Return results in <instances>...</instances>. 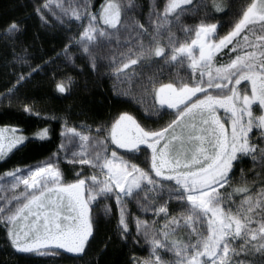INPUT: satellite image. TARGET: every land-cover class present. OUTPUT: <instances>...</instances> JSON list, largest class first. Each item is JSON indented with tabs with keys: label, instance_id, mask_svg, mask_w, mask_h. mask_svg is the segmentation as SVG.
Masks as SVG:
<instances>
[{
	"label": "snow or ice",
	"instance_id": "snow-or-ice-1",
	"mask_svg": "<svg viewBox=\"0 0 264 264\" xmlns=\"http://www.w3.org/2000/svg\"><path fill=\"white\" fill-rule=\"evenodd\" d=\"M193 0H168L163 19L167 20L170 14L185 11L182 5H191ZM131 5V0H129ZM49 4H45L48 7ZM73 15L79 19L78 13ZM178 15V13H177ZM103 24L111 29L119 31L121 26V7L116 0H106V4L100 14ZM260 22L261 32H264V0H253V2L243 11L242 18L235 24L234 29L218 42L214 39L217 29L216 24H200L195 29V38L190 43L185 42L178 47L173 40L169 39L172 45V54L167 58L165 48L156 47L155 57L165 59L166 64L181 63L187 59L188 67L195 74L199 70L200 82L191 86L189 83H182L181 86H174L173 83L162 85L156 90L158 102L163 106L177 110V117L160 131H147L142 128L136 120L127 114H122L111 126L110 130L98 129L106 132L102 140L92 141V138L76 132L75 129L69 130L73 136L79 137L81 141V151L73 153L79 156V163L89 164L93 168L100 169V174L105 179L100 180L96 175L91 176V184L86 179H78L75 183L60 185L61 173L54 168L51 163L29 170L27 176L18 175L21 170L9 172L7 175L16 182L12 185L22 183L26 189L36 190L37 188L53 191L49 187V180L54 185H60L55 190L67 194V205H58L53 201L45 202L44 191L39 195H31L27 203H23L15 212L7 216L9 224H15L19 219L29 221L17 232L9 230L12 244L18 251L33 252L48 245L66 249L68 252L82 253L85 244L92 235V222L89 217V205L102 196L115 194L117 203L120 204L125 197H132L138 191H143L145 186H151L148 190L162 194L166 185L162 181H175L177 187H168L169 197H175L181 203L186 201L187 207L181 217H171L165 224V231L158 232L164 239L152 238V256L155 257L156 264H165L162 257L157 255L161 248L174 252L177 258L176 264H232L231 256L236 254L231 241L237 238L244 243L241 250H245L257 237L264 241V214L257 229L250 227L254 222L256 210L260 209L264 213V202L253 203L251 197L246 198L240 208L235 212L231 208H224L223 197L218 188H223L227 182L229 170L239 154L254 153L256 149L249 144V133L253 128L264 129V115L259 117L253 114V105L258 104L264 109V51L259 52L257 62V51H245L243 55H237L230 63L215 68L213 73L212 65L214 54L233 43L234 38L238 37L247 26ZM157 32L160 28V20H157ZM143 28V25L139 26ZM19 31L16 22H12L5 35H12ZM192 32V29H185ZM97 35L110 38L107 30L97 26V17L92 15L89 26L85 28L81 36L84 52H89L90 46L96 41ZM250 48L264 49V35L257 36L259 44H253L244 37ZM141 55L131 58L134 53L129 51V62L124 63L121 68H117V74L136 65L143 56V45ZM233 51H236L233 48ZM21 63L24 57L19 58ZM93 67L95 62L93 60ZM35 71V69L33 70ZM207 75L208 80L204 82L203 77ZM25 77L22 74L20 79ZM247 81L251 85L250 92L246 88H239L242 82ZM57 90L65 92V86L56 85ZM214 89L217 94H211L208 90ZM197 93H204L203 98L192 101ZM183 105L181 108L180 106ZM217 107L223 108L230 113L231 117V136L229 137L225 126L216 115ZM30 111V109H25ZM199 113L200 124L199 132L196 134V125H192V132L188 134L189 142L199 141V146L194 149L176 150L175 146L166 140V134L173 129L180 121L190 114L195 118ZM247 117V119H245ZM13 135L5 144L4 130H0V157L6 155L13 148L24 142L23 137L15 135V129L11 130ZM45 132L40 134L43 138ZM110 136L111 143L118 148L127 149L129 152L139 151L140 145L147 144L152 150L151 169L156 177L162 178L155 180L147 171L141 169L137 164L129 159H124L112 151L111 157L107 155L106 140ZM209 137L211 139H209ZM181 140L180 137L173 135L172 141ZM164 141L162 144L161 142ZM91 146L96 149V155L89 158L86 147ZM209 144L210 150L204 147ZM183 145V140H181ZM107 169L105 173L104 170ZM165 171L174 173L166 175ZM146 182V185H145ZM240 192H247V189H238ZM16 199H19L18 197ZM63 197L60 200L63 201ZM149 199V197H145ZM155 199L154 197L152 198ZM37 211H32V206ZM247 205V207H245ZM148 209L145 208V211ZM5 210L0 208V213ZM68 214H64V212ZM159 215L164 213L167 217L166 206L154 209ZM74 213V214H73ZM183 220V224H181ZM121 225L127 232V224L124 219V211L121 209ZM142 222L138 221L137 227L140 228ZM190 227L192 233L197 236L195 243L188 242L181 244L173 241L168 243V237L175 234L179 227ZM206 227V231H205ZM199 228V230H198ZM23 232L24 243L20 233ZM250 235V239L248 238ZM257 250H264V243L255 245ZM146 264H152L149 260ZM244 264V262H239Z\"/></svg>",
	"mask_w": 264,
	"mask_h": 264
},
{
	"label": "trees",
	"instance_id": "trees-1",
	"mask_svg": "<svg viewBox=\"0 0 264 264\" xmlns=\"http://www.w3.org/2000/svg\"><path fill=\"white\" fill-rule=\"evenodd\" d=\"M106 0H92V9L97 11ZM141 11L146 12L149 0H135ZM158 10L163 11L168 0H154ZM253 0H193L180 10L169 22L162 18L159 32L157 21L148 28L141 40L130 49L121 53L95 60V67L88 66L83 58L77 59L72 66L62 61L61 53L68 47L71 35L56 23L42 25L35 10L41 5L37 0H0V128H15V134L24 138V142L15 147L4 159L0 160V175L18 167H25L41 161L58 152L60 131L63 124L73 128H85L91 132L108 128L122 114L132 116L147 131H160L177 117V111L160 107L157 103L156 90L162 85L173 83L200 82L199 70L193 74L188 67L189 61L183 64H166L164 58L155 57L156 47L165 48L167 58L172 54L171 38L178 47L185 42L190 43L195 37V29L200 24H216V38L228 34L241 19L243 11ZM12 22H16L19 31L5 35ZM52 26V27H49ZM260 22L246 27L234 38L233 43L214 56L212 69L226 65L237 55L245 51L264 49L250 48L244 37L253 44H259L256 37L264 35L260 30ZM185 29H192L186 32ZM143 56L136 65L117 74V68L129 62V51L137 58ZM233 48L236 51H233ZM20 57H24L21 63ZM35 69V71H33ZM24 75L21 80L20 76ZM63 84L66 91L57 90V84ZM30 111H25V109ZM10 130V129H8ZM46 135L41 138L40 134ZM259 132V131H258ZM254 153L240 156L228 174L227 182L218 191L223 197V207L234 212L242 202L251 197L252 202H264V135L254 134ZM65 184L74 181L76 166L62 163ZM76 170V169H75ZM146 185V183H145ZM145 186L144 197H149L152 206L164 201L162 194L149 191ZM247 189V192L237 191ZM155 198L154 200L152 198ZM112 202V201H111ZM247 207V205H245ZM176 206H171L165 216L161 232L171 217L183 214ZM92 235L85 244L82 253L67 250L26 254L14 249L8 229L0 223V264H146L149 260L147 248L133 244L131 240H123L118 235L116 214L112 202L111 215L97 214L90 208ZM262 213L256 210L254 222L250 226L257 229ZM183 224V220H181ZM199 230V228H198ZM162 236V235H161ZM250 239V235L248 237ZM164 239V237H163ZM197 236L190 227H179L175 234L168 237V243L176 241L181 244L195 243ZM244 243L237 238L232 247L236 254L231 256L232 264H264V250H257L255 245L264 243L257 237L245 250ZM48 252V251H47Z\"/></svg>",
	"mask_w": 264,
	"mask_h": 264
},
{
	"label": "rangeland",
	"instance_id": "rangeland-1",
	"mask_svg": "<svg viewBox=\"0 0 264 264\" xmlns=\"http://www.w3.org/2000/svg\"><path fill=\"white\" fill-rule=\"evenodd\" d=\"M37 1H39L41 5L35 10V13L37 14L42 25H46V24L51 25V23H56L57 25H60L61 28H65L68 31L74 29V32L77 33L75 35L73 34L71 35V41L68 44V47L61 53L62 61L72 66L76 63L77 59L79 58H83L88 66H92L93 60L95 62L97 58H102L103 56H105V54H107L108 56L110 55L114 56L115 54L121 53L124 50L130 49L141 40V38L146 33L148 28L151 27V25H153L155 21L158 20V18L160 21H162L163 13L165 10L164 8L163 11H161L160 13L158 8L156 7L154 0L148 1V8L146 12L141 11L139 3L136 2L135 0H131V5L129 4V0H116V2L119 3L121 7V26H118L119 31H117L115 29H111L106 25H104L102 20L100 19V14L102 12L103 7L106 4V1L97 11H94L92 9V3H93L92 0H37ZM45 4H49V6L45 7ZM182 7L185 8L186 5H182ZM178 11L179 9H177V12ZM73 12L78 13L80 18L77 19L73 15ZM92 15H95L97 17V26L100 29L107 30L111 35L110 38L100 37L97 35L96 41L91 44L89 52L86 54L84 52L83 44L80 41H81L82 33L84 32L85 28L89 26V20ZM173 15H176V13L170 14V16L167 19V22H169V19H171ZM140 25H143V28H140L139 27ZM215 34L216 31L214 33V39L216 42H218L220 39L224 37L223 36L221 38H216ZM220 51L216 52L214 56L218 54ZM211 70L214 72L213 69ZM203 80L204 82H207L208 80L207 75L203 77ZM237 87L242 89L246 88L249 92L251 89V85L247 81L242 82V84ZM208 91L211 94L214 95L217 94V91L214 89H209ZM203 96L204 93H197V96L193 97L192 101H195L198 97L203 98ZM157 103L160 107L168 108L167 105L162 106L159 102ZM180 107L182 108L183 105H181ZM168 109H174V108H168ZM253 114L256 117L264 115V109H261L258 104H254ZM216 115L220 118L221 123L224 124L225 130L228 136L230 137L232 130L230 113L225 112L223 108L217 107ZM245 119H247V117H245ZM193 124H195L197 128L196 134H201L198 131L199 128L201 127L199 113L196 114L195 118L190 114L189 116H186L182 121H180L176 126H174L173 129H170L169 133L166 134V140L170 144L174 145L176 150L194 149L195 147L199 146V141L189 142L188 140L189 132L193 131L192 129ZM111 126L112 125L104 129L110 130ZM13 129L15 128H6V129L0 128V130H4L5 144H7L8 139L12 137L13 133L11 130ZM72 129H75L76 132H80L83 135H87L91 137L93 142L104 139L106 135V132L104 131H101L98 134L97 131L98 129L93 130L91 132L90 130L88 131L85 128L76 129L69 125L63 124L60 131V142H59L58 152L36 163L30 164L25 167H18L10 171L4 172L3 174L0 175V208L5 210L4 212L0 213V223L5 228L8 229V237L11 243L12 240L9 236V230L11 229V231L14 233L19 231L22 227L27 225V223L32 219V217H29V221L19 219L15 224H9L6 221V218L7 216L15 212L17 208L21 207L23 203H27V200L31 198V195H39L40 191H44L45 193L44 199L46 203L48 201H53L58 205L60 204L64 206L67 205V194L60 193L55 190L60 185H67L65 184L64 181L65 177L61 167L62 163L77 167L75 168L76 170L74 169V173L70 172V174H73L72 175L74 178L73 183H75L78 179H86L87 183L91 184V180L88 178H90L93 175H96L100 180L105 179V176L100 174V169L93 168L89 164H81L79 163L80 157L73 156V153H79L81 151V147H80L81 141L79 137L73 136L72 132L69 131ZM258 131L262 135H264V129H257V128H253L252 132L249 133V144L252 146H253L254 134H258L259 133ZM15 135L21 137L19 134L18 135L15 134ZM173 135L180 137L181 140H183V145L181 144V140L172 141ZM209 139L211 138L209 137ZM106 143H107V155L109 157H111L112 151H116L118 156L123 157L124 159L131 160L132 163L137 164L141 169L147 171L155 180L160 181L162 179L160 177H156L155 173L151 169L152 150L147 147V144L140 145L139 151L129 152L127 149H121L118 148L115 144H112L110 136H108ZM161 143L163 144L164 141H162ZM204 147L210 150L211 146L205 143ZM86 151L89 158L94 157L96 155V149L91 146V143L86 147ZM10 152H7L5 156L0 157V160L4 159ZM251 154L252 153L245 155L238 153L237 159H239L240 156H248ZM48 163H51L54 166V168L58 169L61 173L60 185H54L49 180V187L52 188L53 191L49 192L47 189H43V188H37L36 190L26 189L25 185L22 183L16 184L15 188L12 187V185L16 182L13 180L12 177H9L7 173L15 172L17 169H20L21 171L17 174L21 176H27L29 170H35V168L46 165ZM104 172L106 173L107 169H105ZM165 174L171 175L174 173L165 171ZM162 182L164 185H166V188L164 190L165 197H164V201L161 202L158 206H152L148 202V200L145 199L142 191H138L132 197H125L120 204L117 203L115 194H110L108 196L99 197L97 198V200L90 203L89 205L90 220L92 219L90 213V207L96 209L98 215L102 214L103 216L109 217L111 215V206L113 202L114 211L116 214L117 230L120 238L125 241L131 240L133 244H139L140 246L147 248V252L149 256L152 257L153 261L155 262V257L152 256L153 249L150 241L154 236L157 239H163V236L157 235V233L161 232V229L165 221V214L160 213L159 215H157L154 209H158L161 206H166L168 212L171 205V206H176L178 208V209L176 208L177 210H180L182 213H184V209L187 207L186 201L184 203H181L174 196L171 198L169 197L167 189L168 187H172V188L177 187L175 181H162ZM219 189L221 188H218V190ZM17 197L19 199H16ZM60 197L64 198L63 201L60 200ZM122 208L124 211V219L127 224V229H128L127 232L124 231V226L121 225L120 223ZM145 208H147L148 210L145 211ZM32 211H37L34 205L32 206ZM64 214H68V213L65 211ZM138 221L142 222L139 229L137 227ZM205 231H206V227H205ZM20 235L22 237L20 243L22 244L25 242V238H23V232H21ZM234 242L235 240H232L231 245H233ZM14 249L17 252L26 253V254L43 253L50 249L64 250L62 248H57L51 244L48 245L47 247L41 248L38 251H33V252H21L18 251L16 247H14ZM157 255L162 257L165 264H176L177 258L174 255V252L167 251L166 249L161 248L157 251Z\"/></svg>",
	"mask_w": 264,
	"mask_h": 264
},
{
	"label": "flooded vegetation",
	"instance_id": "flooded-vegetation-1",
	"mask_svg": "<svg viewBox=\"0 0 264 264\" xmlns=\"http://www.w3.org/2000/svg\"><path fill=\"white\" fill-rule=\"evenodd\" d=\"M91 208V207H90ZM91 213V212H90ZM64 250H66V249H64ZM49 251H52V252H54V251H61V249H55V250H52V249H50Z\"/></svg>",
	"mask_w": 264,
	"mask_h": 264
},
{
	"label": "water",
	"instance_id": "water-1",
	"mask_svg": "<svg viewBox=\"0 0 264 264\" xmlns=\"http://www.w3.org/2000/svg\"><path fill=\"white\" fill-rule=\"evenodd\" d=\"M44 255H45V256H48V255H51V253H50V252H49V253H44Z\"/></svg>",
	"mask_w": 264,
	"mask_h": 264
}]
</instances>
